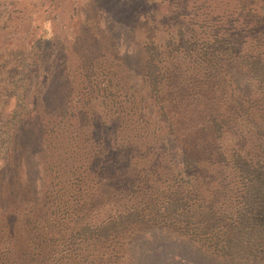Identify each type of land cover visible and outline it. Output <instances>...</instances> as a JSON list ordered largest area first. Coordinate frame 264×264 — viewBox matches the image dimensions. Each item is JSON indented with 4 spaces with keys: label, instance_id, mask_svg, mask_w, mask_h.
Listing matches in <instances>:
<instances>
[{
    "label": "rangeland",
    "instance_id": "obj_1",
    "mask_svg": "<svg viewBox=\"0 0 264 264\" xmlns=\"http://www.w3.org/2000/svg\"><path fill=\"white\" fill-rule=\"evenodd\" d=\"M178 29L191 35L192 52L173 45ZM205 41L213 53L206 68L200 64ZM148 43L165 51L167 76L156 95L145 82ZM263 51L264 0H0V193L13 191L9 201L0 200V237L18 228L23 207L30 212L25 201L39 197L46 198L44 215L54 212L47 217L51 235L43 237L54 240L52 252L42 250L46 264L49 257L51 264L59 258L65 264H264L232 262L169 225L133 224L104 242L85 235L78 244L65 241L87 217L105 216L108 199L119 202L110 203L113 211L136 202L130 197L137 187L118 183L127 166L133 179L152 184L140 183L148 194L143 200L174 187L179 169L192 202L222 205L227 193H213L225 190L232 175L231 152L255 155L264 140V86L240 63ZM51 78L58 83L44 106L36 100ZM50 104L53 112H39ZM126 115L139 121L130 133H122ZM86 123L110 133L96 138ZM65 133L83 164L68 182L57 170L45 195L49 160L63 152L58 134ZM185 152L200 158L202 171L181 165ZM197 187L210 191L199 197ZM137 202L154 215L153 202Z\"/></svg>",
    "mask_w": 264,
    "mask_h": 264
},
{
    "label": "trees",
    "instance_id": "obj_2",
    "mask_svg": "<svg viewBox=\"0 0 264 264\" xmlns=\"http://www.w3.org/2000/svg\"><path fill=\"white\" fill-rule=\"evenodd\" d=\"M185 35L186 32L178 29V34L175 38L180 40L181 43L176 42L174 38L173 45L176 48L183 45V49L186 50L185 53L188 51L192 52L194 47L191 46L190 40L188 39L191 35L187 33L188 38ZM204 43L207 46L203 49L202 54L200 52V64L206 68L211 67L213 53L209 49L208 42L205 41ZM144 48L146 52L144 58L145 82H147L149 92L156 95L159 94L167 76V69L162 64L161 58L165 51L163 50L162 53L160 48L154 43L145 44ZM34 58L36 57H33V66L36 63ZM240 63L252 79L264 86V51L259 55L242 56ZM172 65L174 66L176 64H168L167 67L169 68ZM49 83L41 90V96L37 98L40 100H36L40 104H44L42 99L48 97V91H51L56 86L58 80L51 78ZM89 90L95 97L94 91L96 89L93 85L89 86ZM160 107L163 109V106ZM45 109L48 112H53L52 104L47 108L41 109L39 112L46 114ZM92 111L94 116H96L95 123L99 122L98 115L100 109L96 108ZM146 115H149V113ZM25 117L23 116L24 125L29 123ZM129 117L131 116H125L122 133L123 131L130 133V127H135L139 124L137 117ZM85 126H87L86 129L89 128L91 135L96 133V138L99 137L98 135L103 138L107 133H110L106 126L100 128V126H89V123H86ZM216 130L221 131L219 126L216 127ZM126 134L125 136L122 134V136L126 137L128 135ZM58 136L63 152H58L56 155L51 153L54 157L49 160L47 167V174L50 175V178L48 179V187L46 188L45 195L51 192L50 186L54 182L53 179L57 170L63 173V179L68 182L73 173L77 172L78 165L83 161L81 155L75 157L72 154L76 150V147L71 143L73 136L69 133L63 135L58 134ZM128 139L130 140L131 137L129 136ZM137 142L134 141L131 143L135 146L143 147V145ZM156 153L159 154L161 152L157 151ZM107 162L113 166L116 164L110 157ZM53 163L56 164L55 168L52 167ZM180 163L187 169L192 168L193 172L202 171V162H200V158L196 155L185 152L181 156ZM82 164L83 162L80 165ZM228 165L232 175H229L228 180L225 181V190L219 189L215 193L211 192L219 196H225L227 193L228 199H222L221 201L224 202L222 205L208 200L199 203L192 202L191 193L181 183V180L186 179H183V174L179 169L176 170V173H172V175L176 174L175 176L178 179L174 187L166 188L158 192L155 199L148 198L143 200L148 194H146L144 189L140 190L139 185L140 183H146L145 186H149L151 183H148L146 178L140 180L133 179L135 176H132L130 172L131 167L127 166L125 168L128 172H124V179L118 181V183L125 190L128 186L137 187L136 194L130 197L131 201L136 202H130L128 205L113 211L114 209L110 203L119 202L114 198L108 199V202H105L107 205L105 216L100 218L99 213L96 212L94 221L87 217L85 222L80 224L76 231L68 239H65V241L78 244L76 239L85 235V239L90 237L94 241L104 242L110 237L124 232L133 224L145 226L156 224L169 225L173 229L181 231L183 234L197 241L206 249L232 262L264 261V140L259 142V151L255 155H248L237 149L233 150L230 154ZM12 183L16 186L17 180L13 179ZM63 184L65 183L63 182ZM80 186L77 190L80 189ZM21 187H23V183ZM150 191L153 192V190ZM206 191L197 187L199 197H201L200 193ZM20 195H23V188L21 189ZM24 196L27 197V194L24 193ZM11 197H13V191L5 195L4 193H0V200L3 202L9 201ZM44 199L38 197L37 202H33L32 200L34 199L32 198L30 199L31 201H25L29 203L28 208L30 207V212H25L23 207L21 213L23 215L18 218L20 219L18 228H13L10 231L4 230L0 237V264H46L42 261L47 256V254L44 255L45 252L43 251L47 249L52 252L54 240L44 239L43 237L47 236L46 233L51 235L49 233L50 224L47 217L53 215L54 212L44 215L43 207L41 206ZM55 201V206L62 205L61 199ZM137 201L153 202L152 205L155 207L154 215H149L148 210L143 206L141 207V204L139 205ZM31 204L33 206H30ZM1 228L2 225H0ZM35 234L40 242L35 239ZM43 241L46 245H44ZM97 254L100 255L99 253ZM48 259L50 261L47 264L53 263V258L49 257ZM65 259L59 258L56 261H59L58 264H65L67 263V260L63 262Z\"/></svg>",
    "mask_w": 264,
    "mask_h": 264
}]
</instances>
